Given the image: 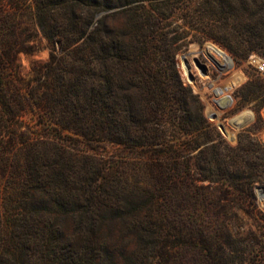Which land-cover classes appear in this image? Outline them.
Listing matches in <instances>:
<instances>
[{"label":"trees","instance_id":"16d2710c","mask_svg":"<svg viewBox=\"0 0 264 264\" xmlns=\"http://www.w3.org/2000/svg\"><path fill=\"white\" fill-rule=\"evenodd\" d=\"M174 1L0 0V134H10L0 144V171L11 162L10 187L20 189L5 198V214L11 224H30L37 239L58 234L55 227L47 233L28 207L30 190L48 186L52 203L74 223L70 238H50L59 246L48 248L47 264H101L97 215L113 195L101 181L106 160L71 151L63 136L72 135L64 131L135 150L152 182L142 188L143 199L123 201L146 211V220L136 215L130 223L137 251L128 264H169L182 241L191 244L193 264H264V212L255 192L264 187V142L257 135L264 79L250 82L240 101L253 102L257 125L232 146L182 80L175 50L192 39L167 28L181 8ZM115 4L123 6L115 12L125 25L109 32L95 17ZM40 34L52 47L50 59L22 83L18 55L32 52ZM30 113L55 134L35 131L24 119ZM246 225L255 229L240 231Z\"/></svg>","mask_w":264,"mask_h":264},{"label":"rangeland","instance_id":"374dc122","mask_svg":"<svg viewBox=\"0 0 264 264\" xmlns=\"http://www.w3.org/2000/svg\"><path fill=\"white\" fill-rule=\"evenodd\" d=\"M116 2L113 0V3ZM174 3L181 8L176 13L178 17L170 20L171 24L167 28L177 34L188 31V38L192 39L186 47L175 50L182 80L201 99L208 120L230 145L236 146L239 133L254 123L257 125L253 102L240 106V101L250 82H255L256 77L264 79V0H175ZM115 5L95 17V21L101 20L109 32L122 29L125 25L123 16L115 12L123 6ZM45 20L49 22L48 18ZM190 22L192 28L184 24ZM201 28L206 34L201 32ZM51 51L47 39L40 34L34 41L32 52L18 55L17 75L22 83L33 78L35 67L46 63ZM260 112L264 121V107ZM24 119L35 131L47 133L51 137V133L55 134L53 129L40 124L37 115L30 113ZM26 123L23 130L26 129ZM262 127L257 135L264 142V123ZM64 134L72 135L63 136L65 145L71 151L106 160L109 173L101 181L106 183L108 189H112L113 195H110V190L106 205L97 215L96 240L100 246V263L128 264L137 251V240L130 223L136 217L146 220V211L135 210L123 201L124 198L131 201L143 199L142 192L145 189L142 188L151 186L152 182L144 168L137 163L140 159L133 156L135 150L126 145L98 141L86 143L68 131H64ZM1 135L0 144L10 136L9 133L4 138ZM144 154L146 152H139L140 157ZM7 166L6 173L0 171V264H47L48 248L59 246L51 240L58 236L64 240L74 233L72 218L52 203L49 196L52 188L47 186L46 189L30 190L28 207L34 210L39 224L47 233L54 227L59 233L49 232L47 237L37 239L40 235L35 234L30 224L20 221L11 224L5 214L4 201L20 189L10 187L15 180L14 166L11 162ZM255 192L256 203L264 212V187L256 186ZM160 216L166 221L164 214ZM249 229L255 227L246 225L240 231L247 233ZM165 233L166 230L163 241L166 240ZM172 249L174 258L169 264H193L190 242H178ZM230 254L235 257L238 254L236 248H231Z\"/></svg>","mask_w":264,"mask_h":264}]
</instances>
